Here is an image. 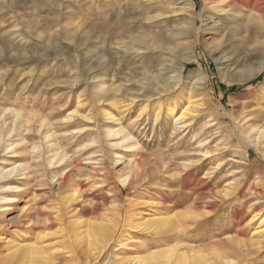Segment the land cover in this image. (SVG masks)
Listing matches in <instances>:
<instances>
[{"label": "rangeland", "instance_id": "obj_1", "mask_svg": "<svg viewBox=\"0 0 264 264\" xmlns=\"http://www.w3.org/2000/svg\"><path fill=\"white\" fill-rule=\"evenodd\" d=\"M25 1L23 11L15 0H0V127L12 128L0 142L6 241L48 246V264H130L135 256L148 264H264V239L252 236L260 219L246 225L264 213V135L257 138L264 129V71L249 77L264 60V0L243 6L239 18L225 15V37L203 27L191 36L198 61L186 64L175 89L156 94L159 83L145 70L158 73L151 65L164 60L174 70L178 50L127 55L136 66L125 75L150 85L138 99L118 95L106 102L85 81L94 45L125 50L118 38L140 27L133 16L170 10L172 17L157 24L165 30L188 7L177 0ZM207 1L194 0L198 13L222 3ZM15 31L24 33L13 37ZM105 49L108 58L116 56ZM200 72L205 85L191 88ZM70 193L71 204L87 207L81 214L89 231L94 220L105 230L89 258L72 243L78 230L66 208ZM152 213L175 225L130 224Z\"/></svg>", "mask_w": 264, "mask_h": 264}, {"label": "bare ground", "instance_id": "obj_2", "mask_svg": "<svg viewBox=\"0 0 264 264\" xmlns=\"http://www.w3.org/2000/svg\"><path fill=\"white\" fill-rule=\"evenodd\" d=\"M220 1H222V3L221 4L218 3L219 5H216V6L213 5L214 7L212 9L206 8L202 12L198 13L196 10L197 8L195 7L196 5H194V0H177V4L182 5L183 6L182 8H184L186 6L188 7L187 14L183 13L186 15L185 16L183 15L181 17L182 19L179 21V23L176 22L177 24H174L172 27L169 26L170 29L165 28V30H158L157 24L159 23L160 19H169L170 17H172L173 14L171 15L170 10L167 12L164 11L163 13H158V14H151L150 13L151 11L147 10L146 13L144 15H142V17L139 16V13L137 14L138 17L133 16V14H132V16L134 17L132 19L136 18L137 20H140L141 22H140V27L137 26V29L132 28L130 30L124 31L123 34L118 38L119 40H124V44L121 46L125 47L124 48L125 50H120V49L115 50V48L117 46L114 47L112 44H110L108 42L106 45V47H109L108 50H112V52L115 51L118 55L121 53L120 56H118L115 52H113L116 54V56L113 55L114 57L108 58L107 56L109 54L107 56L105 55V50H106L105 48L106 47L103 49L102 46L99 47V46L94 45V47L91 49V51L93 53V55H92L93 60L88 65L89 66L88 76L85 78V81L88 82L91 85L90 87L93 88L96 99L98 101L103 100V102H106L112 96L114 97V96L121 95V96H124L130 100H134L135 98L138 99V97L142 96L141 95L142 90L146 87V85H150V81H144V80L134 79V78L132 79L131 77H127L122 70H124L125 68L131 67V65H132V67H131L132 70L133 69L135 70L136 65L131 61V59L134 57H137V56H140L141 58H143V57H145L144 54L150 53L152 51H159V52L161 51V52H167L168 53V52H173L175 50H178L179 55H180L178 63L175 64L174 70L171 69L174 67L170 68L168 62H165V60L163 59L164 56L162 58L164 61L161 64L151 65L152 67H156L159 70L158 73H153V70L150 71V69L145 70L146 73H150L149 76H151L152 79L157 80V83H159L158 88L160 90H158L156 88L158 90L156 92V94H161V93H163L162 91H168V90H172V89H175L176 87H178L180 82H182L181 79L184 78V72H185L186 64L198 61V54L196 52L197 47H198V41H197V39H196V41H188V39L193 35H197V32L199 31L200 27L205 28V30H207V31L220 32L225 37L226 33H223L224 31H223V26H222V21L225 18L224 16L229 15V14L232 16L234 15L235 17L241 16L240 14H242L244 12V9L246 8V7L244 8L243 6H248L253 0H208L207 2H209L211 4L212 3L217 4V2H220ZM28 5L29 4L25 0H22V1L21 0H15V2L13 3V7L15 9H22L23 11L26 8H28L27 7ZM140 8H141V6H140ZM208 8H210V7H208ZM22 10H20V11H22ZM139 11H142V13H143V10H139ZM127 19L130 20V17H128ZM198 20L201 21V24H202L201 26H199ZM236 20H238V19L236 18ZM226 22H228V21H226ZM234 23H236V21ZM34 26H35V24H34ZM29 27H32L31 21H29ZM162 29H164V27ZM25 32H27V31H25ZM42 32H43V30H42ZM42 32L39 31V33H36L37 37H39L40 39H42V35H43ZM22 33H24V32L23 31H15V32H13V37L18 36ZM55 34H57V33H55ZM43 38H44V36H43ZM126 38H128L129 41L126 40ZM175 41H176V44H174ZM222 47H223V44H222ZM217 49H218V44L213 45L212 51L215 52ZM222 50H224V49H222ZM108 53H109V51H108ZM129 54H131L133 57L128 58L127 55H129ZM161 55H164V54L162 53ZM14 56L17 57V54H14ZM20 56H22L23 59L26 60L27 62L33 61V59H34L32 56H28L26 53H20ZM236 57H237V55H236ZM115 58H118L120 60V63H118V67H116V68H114L115 64H117L114 61ZM165 59H166V57H165ZM233 59H236V58H233ZM108 66L113 68V70H114L112 75L108 76V75H106L105 72L100 73L101 71H104ZM263 71H264V60H262L261 62H259L258 64H256L254 66V68L252 69V74H250L249 77L254 76V75H260ZM253 72H254V74H253ZM119 74H121V75H119ZM206 80H207L206 75L204 73L200 72V74L195 78L194 81L191 80V82H190L192 84L191 88H194L198 84H200L199 87H201V85H205ZM138 87H140V88H138ZM152 91H153V89H152ZM175 110L176 109L174 107V108H171L169 110V112L173 114L175 112ZM189 110H190V108L187 107L185 109V111L182 113V115L177 120H181L185 115L188 114ZM106 115H108V113ZM13 124H14V122H13ZM21 124H23V123H21ZM6 127H8V126H6ZM15 127H16V125H15ZM23 127H24V125H23ZM6 129L7 128H5L4 126L0 127V142L5 135ZM10 129H12V128H8L7 130L10 131ZM118 133H119L118 131H114L112 129H110L108 131V134H112V135H116V136ZM262 135H264V129L263 130L259 129L257 138L262 137ZM126 140H127V138L124 137L123 141H126ZM54 149H55V147H54ZM14 169H16V166L14 167ZM65 183H67V182L65 181ZM73 197H74V194L70 193L68 198H67V201H66V202H68V204H67L68 206L66 207L67 209H69L68 213L69 214L71 213L75 217V219L72 220L71 223L73 225H76L77 226L76 228L78 230V231H76V235H75V238L73 239L72 243L73 244H79L80 245V251L83 254V256L85 258H89L92 255L95 238H96V240L103 241L102 236H103V234H105V230L103 228L102 223L94 220L92 223L91 231H89L88 219L84 218V215L81 214L82 212L87 211L86 210L87 207H85V206L80 207V206H78V204H75V205L71 204L72 201L70 200V198H73ZM3 201H6V200H3ZM69 204H71V205H69ZM203 205H204V203H203ZM210 207H212V206H210ZM38 212H41V211H38ZM42 212H41V214H43ZM158 214H159V216H157ZM151 215H152L151 216L152 218H149L148 216L143 217V221L140 223L139 222L137 223V222H135V220H131L129 218L131 220L130 224L134 223V224H138V225L142 226L144 224L152 222L154 227L156 225L158 227H160L164 224H167L170 227L175 225V222L173 220H171L168 217L160 215V213H152ZM239 218H240V220H243V216L240 215ZM257 218L260 219V222L257 225L256 229L254 230L252 236H254L258 239H260V238L264 239V213L261 214V213H259V211L256 212L251 217V219L246 223V225H251L254 222V220ZM137 227H139V226H137ZM122 245H124V244H122ZM47 249H48V246L47 247L42 246L41 248H39V247H36L35 245H33L31 243H24L22 240L12 241V242L6 241V237L3 236L2 233H0V264H14V263L23 264L25 262H27V263L34 262L36 264H48V263H51L53 261V259L51 258L50 255H48L46 253ZM65 249H69V248L66 247ZM69 252H73V250H70ZM51 255H54V252ZM70 255H72V254H70ZM93 255H95V254H93ZM79 259H81V258H79ZM76 260H77V258H76ZM129 260H130V264H148L145 259H141V258L136 257V256L129 258ZM73 261H74V259H73Z\"/></svg>", "mask_w": 264, "mask_h": 264}]
</instances>
